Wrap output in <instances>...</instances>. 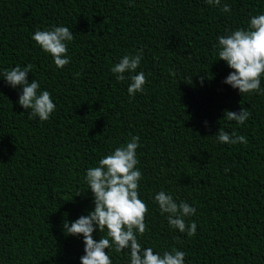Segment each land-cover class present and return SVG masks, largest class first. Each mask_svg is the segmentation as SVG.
Returning <instances> with one entry per match:
<instances>
[{
	"label": "trees",
	"instance_id": "trees-1",
	"mask_svg": "<svg viewBox=\"0 0 264 264\" xmlns=\"http://www.w3.org/2000/svg\"><path fill=\"white\" fill-rule=\"evenodd\" d=\"M224 4L227 13L205 0H0V73L31 64L28 81L56 105L47 121L30 119L21 88L0 77V264H80L83 237L66 236L63 222L93 210L86 169L132 136L148 207L142 247L184 251V264H264V94L222 83L232 70L215 47L264 14V0ZM53 25L74 34L63 68L31 39ZM140 49L147 82L130 98L110 68ZM241 107L243 124L224 118ZM220 128L247 144L219 143ZM161 190L196 209L185 217L194 236L169 227L154 203ZM106 251L129 264L127 250Z\"/></svg>",
	"mask_w": 264,
	"mask_h": 264
},
{
	"label": "clouds",
	"instance_id": "clouds-1",
	"mask_svg": "<svg viewBox=\"0 0 264 264\" xmlns=\"http://www.w3.org/2000/svg\"><path fill=\"white\" fill-rule=\"evenodd\" d=\"M205 2L219 7L222 13L230 11L229 5L221 6V0ZM31 39L43 52L51 55L57 68H63L71 62L67 45L74 39V34L68 27L53 25L50 29H37ZM216 40L217 60L224 61L232 70L222 83L237 89L240 95L253 92L264 94V88H261V77L264 76V14L251 16L246 29L237 28L226 35L217 36ZM142 58L143 50L140 49L134 55L125 54L110 68L118 82L129 81L127 92L130 98L144 92L147 77L143 71L137 72ZM32 68L31 64L23 68L17 65L3 70L0 77L10 87L21 88L17 102L23 109L31 110L30 119L37 117L40 121H47L56 110V105L49 91L40 90L37 80L28 81L27 76ZM74 75L79 77L80 73ZM249 117L248 108L241 107L239 112L224 110V118L237 124H243ZM204 123L207 126V122ZM215 135L222 144H247L245 136L229 133L222 128ZM139 141V136H132L101 157L97 166L86 169L84 180L88 185L87 190L91 191L94 208L86 216L82 215L71 223L66 220L63 222L66 236L83 237L84 254L80 257V264H113L106 251L109 249L116 253L127 250L129 264H184V251L173 248L163 253L154 252L151 247H142L138 240V236L148 231L145 223L148 207L139 197V182L143 178L137 167L140 163L136 156ZM154 203L158 205L161 215H165L170 228L186 233L189 237L195 235L196 223L185 220V217L195 214L194 207L182 200L177 202L172 194L164 190L155 194ZM94 232L105 235L97 240L93 238Z\"/></svg>",
	"mask_w": 264,
	"mask_h": 264
}]
</instances>
